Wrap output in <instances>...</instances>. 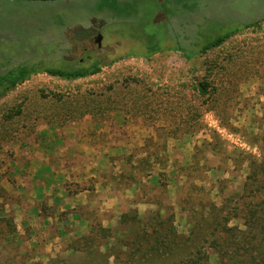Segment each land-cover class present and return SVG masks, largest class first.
Wrapping results in <instances>:
<instances>
[{
	"label": "rangeland",
	"instance_id": "374dc122",
	"mask_svg": "<svg viewBox=\"0 0 264 264\" xmlns=\"http://www.w3.org/2000/svg\"><path fill=\"white\" fill-rule=\"evenodd\" d=\"M118 3L129 12L122 20L109 12L82 10L89 4L84 0H0V73L22 64H75L96 53L82 39L92 37L82 32L90 27L103 35L102 55L117 61L80 87L38 75L0 100V184L2 180L15 183L13 174L21 164L28 163L30 173L38 167L40 162L26 161V148L36 149L27 143L36 140L38 128L50 133L52 126L61 132L88 122L92 130L84 129L75 139L59 135L65 141L61 144L48 137L45 149L60 154L65 168L74 164L67 158L74 157L78 171H95L103 191L119 201L107 209L99 204L74 207L70 217L65 212L59 254L45 264H98L106 257L108 264H122L99 236L92 253L79 240L88 236L91 224L115 231L122 215L134 212L145 218L157 211L163 216L173 214L177 234L185 237L191 228L190 204L196 207L210 201L220 207L224 198L242 192L248 161L238 162L236 154L262 159L264 24L191 60L170 50L147 60L142 56L149 46L165 43L167 49L176 34L185 47L194 37L204 44L239 21L264 13V0ZM175 3L195 7L196 13L178 12ZM199 82L207 84L205 96L195 88ZM84 95L92 101L80 111L90 113L72 116L69 107L81 104ZM115 106L121 109L114 110ZM86 179L82 184L65 180L62 189L91 191L94 178ZM229 226L244 229L239 221ZM206 252L209 264H218L214 250Z\"/></svg>",
	"mask_w": 264,
	"mask_h": 264
},
{
	"label": "trees",
	"instance_id": "16d2710c",
	"mask_svg": "<svg viewBox=\"0 0 264 264\" xmlns=\"http://www.w3.org/2000/svg\"><path fill=\"white\" fill-rule=\"evenodd\" d=\"M84 1L89 4L82 10L88 13L109 12L117 20H122L121 16H129L127 8L121 7L118 0ZM175 4H173L175 9L179 6L178 12L183 13V10H186L189 13H196L195 7H182L180 3ZM238 23V26L223 34L213 35L204 44L194 37V42L190 43V47L179 43L176 34L173 39L171 38L172 45L167 46V49L163 47L165 43L161 46H149L146 48L147 54L142 58L147 60L168 50L182 53L187 60L205 55L221 48L225 42L242 32L261 29V25L264 24V13ZM165 32L168 35L169 25L166 26ZM86 38L88 37L82 39L87 40ZM75 48L76 46L74 50ZM106 57L102 55V51H97L82 58L84 60L82 64L79 61L75 64L64 61L57 66L35 63L9 68L0 73V100L14 93L20 86L38 75L67 86L80 87L87 81L96 80L94 78L99 76L105 67L117 62L107 60L108 56ZM195 88L201 96L208 93L205 82H199ZM86 96L88 97V95L82 96L83 100L78 106L69 107V112L73 113L72 116L79 115L80 118L90 113V111H80L81 108H88V104L92 101V97L87 99ZM113 109H121V107L115 106ZM10 112H12L11 109ZM235 159L242 162L248 161L249 174L243 184L242 192L224 198L220 207H216L210 201H202L196 207L190 204L191 228L187 236L182 237L177 234L173 214L163 216L157 211L145 218L138 217L134 212L122 215L118 229L115 231L103 229L99 224H91L88 236L82 237L79 241L87 248L88 253H92L97 243V236H99V240L104 241V246L111 250L112 255L122 264L145 261L159 264H209L207 248L214 250L218 264H264V141L261 160L241 153L236 154ZM238 221L243 225V230L237 226H229L231 222ZM72 251L77 253L78 249ZM106 258L98 264H108Z\"/></svg>",
	"mask_w": 264,
	"mask_h": 264
},
{
	"label": "crops",
	"instance_id": "0c3cea01",
	"mask_svg": "<svg viewBox=\"0 0 264 264\" xmlns=\"http://www.w3.org/2000/svg\"><path fill=\"white\" fill-rule=\"evenodd\" d=\"M49 129L50 133H46L43 127L38 128L36 140L27 143L35 144L36 149L26 148V161L30 160L29 165L40 162L38 167H30L33 170L30 173L28 163L21 164L13 174L15 183L2 180L0 184V264L49 262L59 254V241L65 225L61 216L66 217L65 212L70 217L74 207L99 204L107 209L113 202L119 204L118 198L113 199V195L103 191V185L95 179V171H78L74 157L67 158L74 164L65 168L60 154L45 149L46 143L50 142L48 137H53V142L59 140V143V135L75 139L76 135L80 136L82 131L84 133V129L92 130L91 124L87 122L86 125L61 132L52 126ZM30 150L35 153H29ZM88 177L94 178L91 180V191L82 189L70 193L62 189L65 180L82 184Z\"/></svg>",
	"mask_w": 264,
	"mask_h": 264
},
{
	"label": "flooded vegetation",
	"instance_id": "af4514ba",
	"mask_svg": "<svg viewBox=\"0 0 264 264\" xmlns=\"http://www.w3.org/2000/svg\"><path fill=\"white\" fill-rule=\"evenodd\" d=\"M82 32H86L88 33V35L90 33H92V37L90 38L89 36H87V40L88 42L90 43V45L93 47L92 50L95 48L96 52L97 51H102L103 49V46H102V42H103V35L102 33L100 32L99 29L97 28H93V27H90L89 29H84L82 30ZM86 40V41H87ZM87 48H83V52H87ZM83 59L81 58L79 60V63L82 64L83 63Z\"/></svg>",
	"mask_w": 264,
	"mask_h": 264
},
{
	"label": "water",
	"instance_id": "95a60500",
	"mask_svg": "<svg viewBox=\"0 0 264 264\" xmlns=\"http://www.w3.org/2000/svg\"><path fill=\"white\" fill-rule=\"evenodd\" d=\"M10 1L48 3V2L72 1V0H10Z\"/></svg>",
	"mask_w": 264,
	"mask_h": 264
}]
</instances>
